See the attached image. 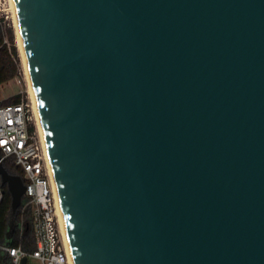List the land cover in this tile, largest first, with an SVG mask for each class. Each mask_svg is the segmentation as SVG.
I'll return each mask as SVG.
<instances>
[{
	"label": "water",
	"instance_id": "1",
	"mask_svg": "<svg viewBox=\"0 0 264 264\" xmlns=\"http://www.w3.org/2000/svg\"><path fill=\"white\" fill-rule=\"evenodd\" d=\"M14 4L74 264H264V0Z\"/></svg>",
	"mask_w": 264,
	"mask_h": 264
},
{
	"label": "built area",
	"instance_id": "2",
	"mask_svg": "<svg viewBox=\"0 0 264 264\" xmlns=\"http://www.w3.org/2000/svg\"><path fill=\"white\" fill-rule=\"evenodd\" d=\"M32 114L31 105L24 100L0 106V156L2 163L13 158L23 172L26 188L23 209L27 206L33 208L36 249L30 255L20 247L5 246L1 249L9 255L12 264H21L23 258H33L41 264H70L59 229L50 166ZM2 199L0 183V202Z\"/></svg>",
	"mask_w": 264,
	"mask_h": 264
},
{
	"label": "trees",
	"instance_id": "3",
	"mask_svg": "<svg viewBox=\"0 0 264 264\" xmlns=\"http://www.w3.org/2000/svg\"><path fill=\"white\" fill-rule=\"evenodd\" d=\"M6 37L7 35L0 21V86L9 83L21 75L20 58L12 31L9 30L8 32L9 42L7 43ZM20 101L21 97L17 95L6 100V102L0 103V106L17 104ZM31 130H34V127ZM3 165L9 174L24 178L21 168L15 165L13 158L5 160ZM1 185L3 199L0 202V264H12L9 255L1 247H20L28 255L32 254L36 249L33 208L32 206H27L23 209L26 203L24 200L21 207L13 211L7 187L2 183Z\"/></svg>",
	"mask_w": 264,
	"mask_h": 264
},
{
	"label": "bare ground",
	"instance_id": "4",
	"mask_svg": "<svg viewBox=\"0 0 264 264\" xmlns=\"http://www.w3.org/2000/svg\"><path fill=\"white\" fill-rule=\"evenodd\" d=\"M9 2H10L14 26H15L16 42H17L19 55H20L21 67H22L24 78H25L26 85H27V93L29 95V99L31 100V106H32L31 108H32V112L34 115V121H35V125L37 128V132H38L39 138L41 139V142L44 146L48 165L50 166V176H51V180H52L53 191H54V194L56 197V206H57L59 229H60V233L62 236L63 244L65 246V249H66L68 257H69L70 264H74L72 252H71V248H70V244H69V240H68V236H67L65 221H64V217H63V213H62V209H61V204H60V200H59V195H58V191H57V187H56V183H55V179H54V175H53V171H52L51 160H50V156H49V153L47 150L44 131H43L41 118H40V114H39V110H38V106H37L35 92L33 89L31 75H30V72L28 69L27 58H26V54H25V49H24L22 37H21V32H20V28H19V22H18V18H17L14 0H9Z\"/></svg>",
	"mask_w": 264,
	"mask_h": 264
},
{
	"label": "rangeland",
	"instance_id": "5",
	"mask_svg": "<svg viewBox=\"0 0 264 264\" xmlns=\"http://www.w3.org/2000/svg\"><path fill=\"white\" fill-rule=\"evenodd\" d=\"M0 21L2 22L4 32L7 35L6 41L9 42L8 32L10 30L13 33L14 41L18 50L16 35H15V26H14L12 10L9 0H0ZM18 54H19V50H18ZM20 64H21V60H20ZM17 95L21 97V100H24L26 103L31 105V100L29 99V95L27 93V85L24 78L22 67H21V75L18 78L0 86V103L6 102V100ZM32 116H33V124H34L35 123L34 115L32 114ZM28 264H41V263L36 259L28 258Z\"/></svg>",
	"mask_w": 264,
	"mask_h": 264
}]
</instances>
